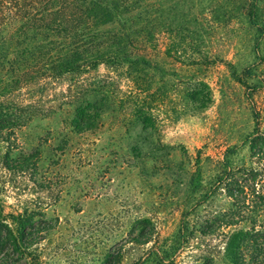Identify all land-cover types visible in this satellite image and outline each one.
Listing matches in <instances>:
<instances>
[{"label": "rangeland", "instance_id": "obj_1", "mask_svg": "<svg viewBox=\"0 0 264 264\" xmlns=\"http://www.w3.org/2000/svg\"><path fill=\"white\" fill-rule=\"evenodd\" d=\"M161 2L172 26L192 28L197 19L204 36L195 46L208 62L193 67L166 58L168 29L157 36L155 57L182 77L203 79L211 103L177 120L172 107L182 101L160 104L153 110L155 133L127 128L111 112L79 133L70 124L72 105L61 94L67 82L35 87V95L49 100L41 98L10 142H0V153L17 158L38 149L37 169L11 176L0 166V210L3 216L26 206L36 221L52 227L18 264H100L110 248H121L120 264H203L205 257L223 264L224 235L264 227V157L251 153L248 142L252 133L264 135V35L254 52L258 35L247 22L244 0H151L153 17ZM260 7L264 21V2ZM244 68L254 75L248 88L232 76ZM94 73L88 83L109 77L103 66ZM225 161L228 182L243 189L240 209L216 180ZM196 178L203 186L193 190ZM185 222L188 230L177 234ZM143 228L151 238L138 244Z\"/></svg>", "mask_w": 264, "mask_h": 264}, {"label": "trees", "instance_id": "obj_2", "mask_svg": "<svg viewBox=\"0 0 264 264\" xmlns=\"http://www.w3.org/2000/svg\"><path fill=\"white\" fill-rule=\"evenodd\" d=\"M263 2L242 3L247 22L258 35L252 45L254 52L260 47L259 36L264 35ZM160 4L153 17L151 0H0V142H10L13 129L37 112L45 96L35 95V87L42 91L53 82H67L61 94L72 105L70 124L79 133L96 128L107 112L119 113L127 128L139 126L155 133L153 110L160 104L182 101V107H172L174 120L180 114L204 110L212 101L209 85L203 79L171 71L154 53L157 36L168 29L171 39L164 49L166 58L187 66L205 65L208 56L195 46L203 39V30L197 28V19L192 28L180 23L172 26L166 21L163 2ZM100 66L109 77L88 83L90 76L97 77L94 72ZM232 76L248 88V79L254 75L244 68L241 73L233 71ZM25 91L29 97L24 98ZM248 142L251 153L264 157L263 134L252 133ZM38 152L34 149L17 158L9 151L0 153V166L11 176L31 175L37 169ZM221 165L216 180L240 209L243 189L228 182L232 181L229 164ZM191 186L201 188V178L194 179ZM187 224L177 234L187 231ZM51 227L49 222L36 221L26 206L3 216L0 210V264L27 259L41 233ZM150 238L143 228L136 242L145 244ZM176 238L179 245L180 235ZM219 253L223 264H264V227L252 225L224 235ZM149 255L157 257L159 251L150 250ZM121 259V248H110L100 264H120ZM203 264H213V259L205 257Z\"/></svg>", "mask_w": 264, "mask_h": 264}]
</instances>
